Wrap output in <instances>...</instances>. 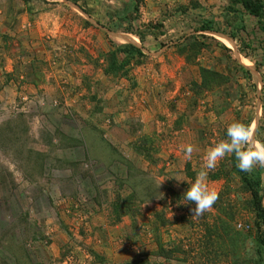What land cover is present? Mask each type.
Returning <instances> with one entry per match:
<instances>
[{
  "label": "rangeland",
  "instance_id": "rangeland-1",
  "mask_svg": "<svg viewBox=\"0 0 264 264\" xmlns=\"http://www.w3.org/2000/svg\"><path fill=\"white\" fill-rule=\"evenodd\" d=\"M132 5L0 0V264H228L200 257L217 201L196 218L182 196L231 123L250 125L264 142V34L254 17L228 13L231 0H141L138 15ZM128 20L144 43L123 32ZM206 21L246 30L236 40L222 34L228 46L221 33L199 31ZM193 38L205 45L197 57L186 48ZM122 44L146 57L133 59L126 77L105 75ZM202 69L226 84L196 95ZM230 159L209 170L206 184L240 211L233 226L251 232ZM222 168L230 176L214 178ZM130 195L134 212L116 223L113 205ZM157 214L170 225L155 234ZM159 245L174 251L171 260Z\"/></svg>",
  "mask_w": 264,
  "mask_h": 264
},
{
  "label": "trees",
  "instance_id": "trees-1",
  "mask_svg": "<svg viewBox=\"0 0 264 264\" xmlns=\"http://www.w3.org/2000/svg\"><path fill=\"white\" fill-rule=\"evenodd\" d=\"M131 12L138 15L141 6V0H132ZM228 13H232L241 21L244 14L257 19L258 28L264 34V0H231V5L227 8ZM129 21V20H128ZM237 28V27H236ZM246 27L240 25L237 29L230 30L217 28L213 21H206L200 32L221 33L229 36L231 39L236 40L239 37L241 31H245ZM124 33L132 34L136 36L141 43H144V37L138 29H134L133 21L128 22V26L123 29ZM203 38L209 37L203 35ZM189 47L194 57L202 51L205 47L204 43H199L193 38ZM246 44V43H245ZM245 48H252L251 45H247ZM115 50L111 52L106 58V65L104 74L111 77H126L128 76L127 68L130 66L131 61L137 60V58H145L146 55L141 49L134 45L122 44L116 45ZM245 48L240 50V53L245 55ZM189 49V50H190ZM186 51V50H184ZM182 52V51H181ZM247 58L249 56L246 55ZM138 59L137 64L141 63ZM259 69V68H258ZM244 70V69H243ZM246 71V70H245ZM260 72V70H259ZM248 74H250L247 71ZM251 76V75H250ZM227 79L219 73L202 69L201 71V83H192V91L196 94H203L204 92H210L214 88L221 87L226 84ZM264 110V108H263ZM136 153L143 154L146 159H149V151L145 147H135ZM230 172L236 174L240 181L239 191L248 196V199L244 201L243 211L249 212L253 218V229L251 232H245L244 230H238L233 224L237 221L239 212L233 210L231 203L223 201V194L218 198L216 202V208L218 209L219 218L213 225H205V235L201 237L199 245L200 257L205 256V261L212 259H223L228 264H264V182L263 173L264 168H255L251 173L241 172L237 167L238 161L231 154L230 159ZM229 177L225 171V168L220 169L217 176L218 179L221 176ZM228 182V181H227ZM228 185V184H227ZM135 195H130L127 199L121 200L120 196L118 201L113 205L112 217L116 223L121 221L124 216H132L133 214V202L135 201ZM170 225V222L165 220L160 214H157L153 224V230L155 234L163 227ZM159 256L166 260H171L174 251L165 249L162 245H159ZM103 262V260H101ZM203 264V263H201Z\"/></svg>",
  "mask_w": 264,
  "mask_h": 264
},
{
  "label": "clouds",
  "instance_id": "clouds-1",
  "mask_svg": "<svg viewBox=\"0 0 264 264\" xmlns=\"http://www.w3.org/2000/svg\"><path fill=\"white\" fill-rule=\"evenodd\" d=\"M226 136V141L217 143L207 151L204 166L182 196L181 204L195 205L191 209L192 217H202L218 200V193L209 190L206 180L209 170L215 169L219 160L232 154L238 161L236 167L244 173H251L257 167L264 168V142L254 139V131L250 125L233 122L227 127ZM193 150V146L188 145L184 155L191 159Z\"/></svg>",
  "mask_w": 264,
  "mask_h": 264
},
{
  "label": "bare ground",
  "instance_id": "bare-ground-1",
  "mask_svg": "<svg viewBox=\"0 0 264 264\" xmlns=\"http://www.w3.org/2000/svg\"><path fill=\"white\" fill-rule=\"evenodd\" d=\"M216 35L225 45H228V46L232 45V41H231V39L229 37H227L225 35H222V34H216ZM114 38L119 43H125V42H128V41L135 42V39L133 37H130V36H127V35H115ZM248 65L251 66V64L249 62H248Z\"/></svg>",
  "mask_w": 264,
  "mask_h": 264
},
{
  "label": "built area",
  "instance_id": "built-area-1",
  "mask_svg": "<svg viewBox=\"0 0 264 264\" xmlns=\"http://www.w3.org/2000/svg\"><path fill=\"white\" fill-rule=\"evenodd\" d=\"M237 229H238V230L248 231V230H250V226L247 225V224L239 223V224L237 225Z\"/></svg>",
  "mask_w": 264,
  "mask_h": 264
},
{
  "label": "crops",
  "instance_id": "crops-1",
  "mask_svg": "<svg viewBox=\"0 0 264 264\" xmlns=\"http://www.w3.org/2000/svg\"><path fill=\"white\" fill-rule=\"evenodd\" d=\"M24 21H25V20H22V21H20V22L22 23V22H24ZM21 28H23V25H21ZM20 30H21V29H20ZM23 30H24V29H23ZM17 32H18V30H17Z\"/></svg>",
  "mask_w": 264,
  "mask_h": 264
}]
</instances>
